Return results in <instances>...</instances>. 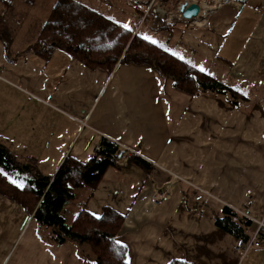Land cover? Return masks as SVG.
<instances>
[{"label": "crops", "instance_id": "1", "mask_svg": "<svg viewBox=\"0 0 264 264\" xmlns=\"http://www.w3.org/2000/svg\"><path fill=\"white\" fill-rule=\"evenodd\" d=\"M137 20L127 26L134 35L203 68L244 101L190 96L143 65L109 73L60 50L45 61L11 43L6 54L0 42V144L37 169L52 164L46 176L67 156L87 162L102 139L143 159L149 175L107 169L86 206L95 218L103 208L123 216L116 241L125 264H264V232L249 247L255 222L264 221V0H231L205 18L177 19L169 31L138 34ZM225 207L250 221L244 244L214 224ZM46 235L39 240L30 216L0 195V264H94L84 246Z\"/></svg>", "mask_w": 264, "mask_h": 264}, {"label": "trees", "instance_id": "2", "mask_svg": "<svg viewBox=\"0 0 264 264\" xmlns=\"http://www.w3.org/2000/svg\"><path fill=\"white\" fill-rule=\"evenodd\" d=\"M35 2L20 0L17 3L32 7ZM52 2V6L46 8L44 23L26 53L45 60L53 51L60 50L86 67L102 68L109 73L116 65H143L162 78L170 79L176 90L190 96L215 93L223 95L235 106L244 101V96L229 86L175 58L143 36L134 35L128 27L119 25L88 5L75 0ZM19 4L13 8L14 12ZM3 5L9 11L13 2L5 1ZM150 12L156 25L169 27L161 7H153ZM14 14L10 25L5 16L0 17V42L6 54L13 41L12 32L17 19ZM131 167L149 175L148 165L143 159L128 155L115 144L102 139L87 162L67 156L53 176H46L39 172L35 160L19 161L0 144V195L23 208L42 239L48 231L46 237L49 242H71L78 248H87L94 264H125L126 250L116 241L123 216L110 208H103L97 219L88 213L86 206L107 169L122 171ZM12 180L22 183L23 187H17L10 182ZM69 214L73 216L71 220L65 217ZM213 219L216 227L240 243L244 244L249 239L246 228L251 226L250 221L239 218L230 209L223 208L221 215H214ZM170 264L187 263L173 261Z\"/></svg>", "mask_w": 264, "mask_h": 264}, {"label": "rangeland", "instance_id": "3", "mask_svg": "<svg viewBox=\"0 0 264 264\" xmlns=\"http://www.w3.org/2000/svg\"><path fill=\"white\" fill-rule=\"evenodd\" d=\"M5 1H12L13 5L9 11H6L3 3ZM20 0H0V17L5 16L9 25L10 21L14 20L13 14L16 13L15 16L16 23H15V31L12 32V46L11 49L13 52H18L20 50L24 51L25 49L29 48L30 45L34 42L37 33L44 23L45 15H46V8H50L52 6L53 0H36L34 5L31 7L21 6L19 3ZM81 2L83 4L88 5L90 8L100 12L104 16L111 18L112 20L121 23L122 25H127L131 28L136 26L137 20L138 26L140 30L138 34L143 35V30H154V31H169L170 28L173 26L172 24L175 23L177 19H181V14L177 10V3L178 2H191L192 0H138L141 1V5L138 6L135 0H75ZM199 1V0H197ZM209 3V0H206ZM210 2L214 5L212 0ZM217 2V1H216ZM16 4H19L16 12H14V7ZM190 4V3H188ZM147 6V13L146 11ZM153 7H161L165 11V22L168 25V28H164L163 26H158L155 24V19L150 12V9ZM21 9V10H20ZM13 11V12H12ZM12 12V13H11ZM15 15V14H14ZM180 15V16H179ZM4 17V18H5ZM23 23L20 27L17 26ZM10 29V28H9ZM21 29V30H19ZM23 54V53H22ZM48 59H45V61ZM31 110L29 107L26 106V114H31ZM52 156H57V153L53 152ZM38 170L43 174H51L52 173V164H40ZM35 234L39 240H43L36 232L35 226Z\"/></svg>", "mask_w": 264, "mask_h": 264}, {"label": "built area", "instance_id": "4", "mask_svg": "<svg viewBox=\"0 0 264 264\" xmlns=\"http://www.w3.org/2000/svg\"><path fill=\"white\" fill-rule=\"evenodd\" d=\"M217 1V2H216ZM228 1H231V0H212V2L214 3V5L210 2L209 0V3L206 2V0H199V1H196V0H192L191 2H187L188 3H195L199 6V10L200 12L198 13L197 15V18L198 17H202V18H205L207 17L209 14H211L213 11H215L216 9L220 8L221 5H223L224 3L228 2ZM236 1H239V0H236ZM254 10H258V8H254ZM180 16V15H179ZM165 193H160L158 195H154L152 197V201L156 204H158L159 202H161L164 197H165ZM256 225H257V228H256V231L255 233L253 234L252 238H251V241L249 243V247L250 246H254V247H258L260 246V234L264 232V221H260V222H255Z\"/></svg>", "mask_w": 264, "mask_h": 264}, {"label": "water", "instance_id": "5", "mask_svg": "<svg viewBox=\"0 0 264 264\" xmlns=\"http://www.w3.org/2000/svg\"><path fill=\"white\" fill-rule=\"evenodd\" d=\"M178 11L180 12L182 19L187 21L195 19L200 12L199 6L197 4H187L186 2L180 5Z\"/></svg>", "mask_w": 264, "mask_h": 264}, {"label": "snow or ice", "instance_id": "6", "mask_svg": "<svg viewBox=\"0 0 264 264\" xmlns=\"http://www.w3.org/2000/svg\"><path fill=\"white\" fill-rule=\"evenodd\" d=\"M124 27L127 28V25H124ZM143 39H145L146 41H149V42H151V43H153V44L156 43L155 40H153L151 37H148V36H144ZM172 55L176 56V55H178V54H176V53H172ZM179 58L182 59V57H179ZM192 67H198V66H196V65H192ZM198 70L201 71V72L204 71L203 68H199ZM10 182L13 183V184H16L17 187H23V184H22V183H21V184H17V182H16L15 180H12V181H10ZM94 215H95V214H94ZM96 218L99 219V216H96Z\"/></svg>", "mask_w": 264, "mask_h": 264}]
</instances>
